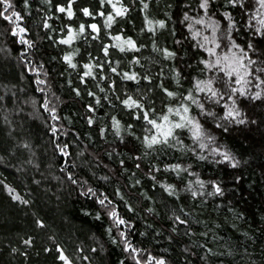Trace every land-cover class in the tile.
I'll return each mask as SVG.
<instances>
[{"label":"snow or ice","instance_id":"1","mask_svg":"<svg viewBox=\"0 0 264 264\" xmlns=\"http://www.w3.org/2000/svg\"><path fill=\"white\" fill-rule=\"evenodd\" d=\"M43 2L55 11L37 5L34 12L33 0H19L22 8L18 7L16 0H0V19L7 24L0 36L10 34L14 43L19 45L16 56L23 69L20 75L22 78L27 75L30 82L34 81L35 93H39L25 98L23 104L31 106L29 116L41 119L53 156L59 153V161H63L57 162L62 175L55 179L61 187L68 185L71 189L68 195L75 192L85 199L86 205L78 209L82 214L79 219L88 221L91 217L100 222V234H93L95 243L87 249L88 254H84L83 242L74 246L70 253L55 234L47 236L42 251L52 254L55 264H77L78 261L93 264L91 254L99 255L105 251L101 241L106 235L110 245L121 249L115 264H169L166 255L154 254L135 241L132 232L135 221L129 214L134 215L136 210L124 191L128 185H120L119 180L113 183V179L117 173H131L128 166L131 161L137 170L143 165V176L135 179V173H131L126 180L149 201L153 197L141 186L144 177L152 182V188L159 185L160 190L174 201H180L184 193L204 204L209 198H225L229 187L234 189L235 182L242 177L232 175L229 180V175L243 161L241 155L224 144L221 138L230 133L248 131L256 125L264 126V0H168L162 17L151 12L154 0H97L96 6L85 4L76 8L74 0H58L55 4L53 0ZM134 9L141 13L136 36L127 34L121 23ZM77 12L85 19L76 18ZM58 14L66 16L69 22L61 23L57 28L51 21L59 19ZM26 16L32 19L31 25L26 22ZM34 16L38 19H33ZM73 18H76L74 23ZM90 39L99 41L96 56L79 46L78 42L88 44ZM45 40L65 46L60 56H53L51 60L61 61L63 69L59 76L65 77L71 71L76 80L85 85L82 93L71 75L66 76V84L75 85L71 87L75 97L87 95L92 98L83 105L86 109L83 118L88 126L96 128L97 137L91 132L81 133L74 127H67L72 118L62 112L64 100L54 89L52 70L42 58ZM13 50L7 44L0 49L6 53ZM142 50H149L150 55L144 57ZM114 55L130 56V59H116ZM153 67L157 68L155 73L151 70ZM90 82L97 90L87 87ZM5 90L11 91L7 86ZM15 95L12 92V96ZM3 100L4 97L0 96V102ZM102 101L111 106L109 112L102 114L103 118L99 112ZM258 107L259 114L256 113ZM13 110L23 111L19 107L5 109L6 112ZM3 123L5 129H0V133L9 139L3 151L11 154L17 145L27 149L30 155L25 163L38 171L42 162L37 160L36 149L41 146H34L28 138L16 137V125L7 114ZM109 134L113 139L104 150V155L109 158L108 164L96 150L80 143L82 136L91 142L97 138L107 140ZM70 136L71 139H61ZM202 150H207L210 155H205ZM43 151L47 149L43 148ZM169 152L174 153L171 162L160 159ZM85 153H88L87 157ZM4 160L5 157L0 155V162ZM208 160L224 169L223 176L205 179L195 171L194 163L198 166L199 162ZM94 166L107 174L102 172L97 176L92 170ZM82 169L96 177L95 183ZM163 173L173 175L176 181L158 180V175ZM32 183L36 191L25 185V195L6 179H0V187L9 199L29 209L41 188L45 194L51 191L42 185L41 179H34ZM109 185L110 191L107 190ZM186 208L185 203H178L171 209V231L178 232V226L182 224L186 226L185 235H195ZM147 212L155 214L156 210L148 207ZM242 215L237 214L238 217ZM32 216L36 228H48L46 217L36 211ZM145 225L153 227L147 221ZM154 231L159 233L161 230L154 228ZM202 235L207 236L208 232ZM167 239L171 241L173 236L169 235ZM20 243L30 248L34 246V237L25 234ZM203 248L202 259L207 260L214 250L206 243ZM188 251L185 248V252ZM11 252L28 255L17 247H12Z\"/></svg>","mask_w":264,"mask_h":264},{"label":"trees","instance_id":"2","mask_svg":"<svg viewBox=\"0 0 264 264\" xmlns=\"http://www.w3.org/2000/svg\"><path fill=\"white\" fill-rule=\"evenodd\" d=\"M16 2L19 8L23 7L19 0H16ZM57 2L58 0H53V4ZM59 2H63V0H59ZM96 3L97 0H74V8L82 7L85 4L96 6ZM166 3H168V0H154L151 9L152 14L162 17ZM37 5L45 10L55 11L54 8H48L43 0H33L34 12ZM58 15L59 19L53 18L51 21L53 26L57 28L61 23L69 22L66 16ZM76 18L85 19L80 16L79 12H77ZM76 18H73V23ZM33 19H38V16H34ZM96 19L99 22L100 18L97 17ZM26 22L31 25L32 19L26 16ZM121 23L127 34L136 36L141 24V13L138 9H134L129 18ZM6 27V22L0 19V33L5 32ZM163 39L161 37L162 41ZM78 43L82 50L87 48L94 56L97 55L96 49L99 41L90 39L88 44L83 41ZM5 44L9 48H14V50L11 53L0 51V96L4 97V100L0 102V129H5L3 117L7 114L8 118L16 125L14 133L16 137L19 139L28 138L32 140L34 146H41L36 149V152L37 160L42 163L38 171L33 166L26 164L25 162L29 159L30 154L27 149L19 145L11 154L3 151V148L8 146L9 139L0 133V155L5 157V160L0 162V179H6L8 183L16 186L25 195H27L24 192L25 185L33 192L36 191L32 183L34 179H41L42 185L50 188L51 191L45 194L43 188H41V191L34 197L32 208L29 209L18 202L11 201L8 194L0 187V264H55L53 255L42 251L47 242V236L52 234H55L58 240L63 242L70 253L73 252L74 246H78L83 242L86 249L84 254H88L87 249L95 243L93 234L95 233L97 236L100 234V222L93 220L91 217L88 221L79 219L82 214L78 212V209L81 205H86L87 202L75 192L68 195L71 191L68 185L65 184L61 187L55 179L57 175H62L57 166L60 154L57 153L53 156L52 146L44 134L45 125L38 117L29 116L28 114L32 112V108L30 105L23 104L25 98L31 97L33 94L39 95V93H35L34 81L30 82L27 75L23 78L20 75L23 69L16 56L19 45L14 43L10 34L0 36V49H3ZM64 49L65 46H57L47 40L42 45V58L48 62L46 66H50L52 70L53 87L64 100L61 110L72 118V122L67 124V127L69 129L74 127L81 133L91 132L93 137H97L96 128L88 126L83 118L86 112L83 105L86 102H91L92 98L87 95H83L82 98L75 97L71 92V87L78 85L83 93L85 85L80 84L71 71L66 76L71 75L75 85H67L65 82L66 76L61 77L58 75L63 69L61 61L59 59L51 60L53 56L59 57ZM142 55L147 57L150 55V51L142 50ZM114 58L126 61L130 59V56L114 55ZM123 66L122 63L121 67ZM137 70H139L138 67ZM151 70L155 73L157 68L153 67ZM12 85H15V87L13 88ZM5 86L10 88L11 91H6ZM101 86H104L103 82H101ZM87 87L97 90L92 82ZM12 92L16 93L14 97ZM113 103H116L114 99ZM17 107L22 108L23 111H5V109H15ZM110 110L111 106L102 101V106L99 108L101 117L103 113ZM260 111L258 107L256 113L259 114ZM71 138V136L68 138L61 137V139ZM112 139L109 134L107 140L97 138L90 142L82 136L80 143L82 146L89 145L90 148L96 150L104 163L108 164L109 158L104 155V150ZM221 139L234 152L240 154L243 161L235 172L229 175V180H231L232 175H240L242 179L235 182L234 189L229 187L225 198H209L204 204H201L199 199L194 200L182 193V199L174 201L168 198L167 193L160 190L159 185L152 188V182L144 177L141 186L153 197V200L149 201L143 193L138 192L137 188L131 185L130 181L126 180V177H129L131 173H135V179H141L143 176V165L140 170H137L132 167L131 161L128 162L131 173H117L113 179V183L119 180L120 185H128L124 187V191L130 197V202L136 210L134 215L129 214L130 218L135 221V226L132 229L135 241L154 254L166 255L169 264H264V126L256 125L248 131L230 133ZM185 142L190 143L187 140ZM43 148H46L47 151H43ZM202 151L205 155H210L207 150ZM87 155L88 153H85V157ZM175 155H179V153H175ZM173 156L174 153L169 152L168 155L161 156L160 159L171 162ZM112 159L113 166H115V157ZM59 162L62 163L63 161ZM147 163L148 161L145 160V164ZM50 164L52 167L49 168L48 165ZM21 166H23L21 171H17V168H21ZM193 167L205 179L215 178L217 175L223 176L224 172L220 165L212 163L211 160L199 162L198 166L194 163ZM82 170L95 183L96 177H92L87 169ZM92 170L96 171L97 176L104 172L103 169H97L95 166ZM104 174L107 173L104 172ZM157 178L158 180L164 179L170 182H175L177 179L168 173L160 174ZM188 178L195 179L193 176ZM107 190H111V185L108 186ZM117 201H119V197H117ZM178 203L187 205L186 211L190 212L188 219L194 227L195 235H185L186 226L182 224L178 226V232L173 233L171 231L172 223L169 217L171 216V209L176 208ZM148 207L154 208L156 210L155 214L147 212ZM121 210H123V205H121ZM33 211L47 218L48 228L44 230L36 228L32 222ZM238 213H243V215L238 217ZM65 217L68 219L66 220ZM145 221L153 227H147ZM197 221L200 223H197ZM154 228H159L161 231L157 233ZM206 231L208 235H202ZM142 233H146V235H142ZM25 234L34 237V246L29 248L20 243L21 237H25ZM169 235L173 236V240L169 241L167 239ZM101 242L104 244L105 251L100 252L99 255L91 254L93 264H101V258L102 264H115L120 257L121 249L110 245L107 242L106 235ZM204 243L214 250V254H209L207 260L202 259L205 254ZM12 247L26 251L28 255L25 257L20 252L12 253ZM185 248L190 251L185 252ZM229 249H231V254H229ZM77 264H81V262L78 261Z\"/></svg>","mask_w":264,"mask_h":264}]
</instances>
